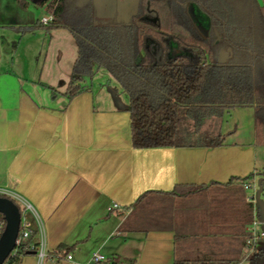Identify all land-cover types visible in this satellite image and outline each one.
Listing matches in <instances>:
<instances>
[{
    "label": "crops",
    "instance_id": "obj_1",
    "mask_svg": "<svg viewBox=\"0 0 264 264\" xmlns=\"http://www.w3.org/2000/svg\"><path fill=\"white\" fill-rule=\"evenodd\" d=\"M136 1L108 21L128 19ZM43 8L0 0V187L34 207L48 253L42 263L28 253L19 264H68L67 249L76 264L95 252L108 264H175L178 236L182 256L264 264L262 248L244 245L257 217L240 182L254 186L263 173L256 106L227 108L211 145L136 148L129 95L110 73L96 72L89 90L68 102L77 43L67 28L41 23ZM228 59L221 51L219 62ZM181 184L204 188L171 194Z\"/></svg>",
    "mask_w": 264,
    "mask_h": 264
},
{
    "label": "trees",
    "instance_id": "obj_2",
    "mask_svg": "<svg viewBox=\"0 0 264 264\" xmlns=\"http://www.w3.org/2000/svg\"><path fill=\"white\" fill-rule=\"evenodd\" d=\"M37 3L53 16L47 28H67L77 43L68 102L89 90L96 72L110 73L129 95L134 147L211 145V136L221 139L216 121L227 108L253 105L257 141L264 145V0H137L128 19L116 17L106 23L95 19L92 0ZM194 8L206 18L196 15ZM223 50L229 59L220 63ZM202 188L181 184L171 194L182 196ZM0 221L5 227L2 215ZM249 236L246 231L245 246ZM37 237L33 229L4 264H19L22 256L34 252L27 246L37 244ZM183 238L177 237L175 264L219 260L182 256L178 248Z\"/></svg>",
    "mask_w": 264,
    "mask_h": 264
},
{
    "label": "built area",
    "instance_id": "obj_3",
    "mask_svg": "<svg viewBox=\"0 0 264 264\" xmlns=\"http://www.w3.org/2000/svg\"><path fill=\"white\" fill-rule=\"evenodd\" d=\"M52 21H53L52 14H49L48 16H45L41 19V23L45 25L49 24ZM243 187L244 189H250L253 187V185L251 184L249 180L245 179L243 181ZM0 196L8 197L16 201L21 206L20 208V212H21L20 231H19L18 238L16 240V247L12 251L11 254H14V252L19 247H21L23 243L27 240L32 230L36 229L38 231V237H39L38 243L37 244L32 243L28 245L27 247L29 250L35 252V254L38 257L39 263H42V261L48 256V253L45 247L43 220L38 216L34 207L28 201H26L23 197L16 194L15 192L10 191L9 189L0 187ZM247 200L250 202H253V197H248ZM114 208H118V205L114 204L113 206L109 207V210H112ZM0 215L2 214L0 213ZM34 220H37L36 228H34V223H33ZM261 225L262 223L254 218L247 228V231L250 233V236L247 239L246 247L249 251H254L256 249L257 240L264 237V230L261 229ZM4 228L5 227H3V222L0 221V235L2 234ZM53 257L57 259V258H61L62 256L54 255ZM63 258L68 262V264H76L73 259V255L70 252L65 254ZM108 263H109V258L105 254L100 253V252H95L92 254L89 261L82 263V264H108Z\"/></svg>",
    "mask_w": 264,
    "mask_h": 264
},
{
    "label": "rangeland",
    "instance_id": "obj_4",
    "mask_svg": "<svg viewBox=\"0 0 264 264\" xmlns=\"http://www.w3.org/2000/svg\"><path fill=\"white\" fill-rule=\"evenodd\" d=\"M94 2L99 12L96 19L98 22L108 21L115 11L116 13H122V10L128 9L129 6L131 7L130 11L133 9L130 0H94ZM45 13H47L46 9H40L38 13L39 17ZM125 16L129 18L124 14V17ZM259 160L261 162L259 167L263 173L256 176L253 181L254 186L250 189H245L244 194H246L247 197H253L256 217L258 221L264 223V145H260L259 147ZM241 193L243 194V192ZM262 230H264V228ZM257 246L264 251V237L257 240ZM259 259H264V255L262 254Z\"/></svg>",
    "mask_w": 264,
    "mask_h": 264
},
{
    "label": "water",
    "instance_id": "obj_5",
    "mask_svg": "<svg viewBox=\"0 0 264 264\" xmlns=\"http://www.w3.org/2000/svg\"><path fill=\"white\" fill-rule=\"evenodd\" d=\"M196 15L206 18V15L194 8ZM208 22V19H206ZM173 54H181V51L174 50ZM0 213L6 221L5 228L0 235V264H4L16 247V240L20 231L21 212L19 206L10 198L0 196ZM29 254H35L30 252Z\"/></svg>",
    "mask_w": 264,
    "mask_h": 264
},
{
    "label": "flooded vegetation",
    "instance_id": "obj_6",
    "mask_svg": "<svg viewBox=\"0 0 264 264\" xmlns=\"http://www.w3.org/2000/svg\"><path fill=\"white\" fill-rule=\"evenodd\" d=\"M193 10H194V9H193ZM194 12H195V10H194ZM195 22H196V21H195ZM196 25H199V23L196 22Z\"/></svg>",
    "mask_w": 264,
    "mask_h": 264
}]
</instances>
